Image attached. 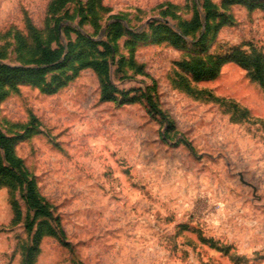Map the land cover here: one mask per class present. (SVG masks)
Listing matches in <instances>:
<instances>
[{
	"label": "rangeland",
	"instance_id": "obj_1",
	"mask_svg": "<svg viewBox=\"0 0 264 264\" xmlns=\"http://www.w3.org/2000/svg\"><path fill=\"white\" fill-rule=\"evenodd\" d=\"M210 1L0 0V63L37 66L79 37L114 49L115 100H101L102 76L75 72L83 48L0 97V129L30 131L14 153L51 214L34 231L42 220L55 231L34 264H264V86L226 59L235 48L264 58V0ZM197 17L178 45L150 28L181 32ZM208 56L224 58L213 77L181 66ZM24 195L0 184V264H25L32 245Z\"/></svg>",
	"mask_w": 264,
	"mask_h": 264
},
{
	"label": "trees",
	"instance_id": "obj_2",
	"mask_svg": "<svg viewBox=\"0 0 264 264\" xmlns=\"http://www.w3.org/2000/svg\"><path fill=\"white\" fill-rule=\"evenodd\" d=\"M205 5L213 6L210 0H204ZM228 3L243 4L248 10H251L260 4L255 0H225ZM206 15V21L212 13ZM201 26L198 17L194 18L190 22L184 23L185 30L176 32L171 29L167 24L151 23L152 34L157 36L160 41H168L172 45H178L183 42V36L188 31L195 30L197 26ZM115 30L112 39H116L122 36L120 32V24L114 23L112 26ZM124 33L130 36L143 37L144 32L135 33L131 30H126ZM205 36L203 35L199 39V43L203 45ZM75 48H83L82 53L77 57L76 63L73 62L75 72L82 69H91L97 75L102 76L105 80L101 87L100 98L102 101H112L116 99V95L119 94L118 90L107 82L109 76V62L108 58L112 56L114 49L111 45V41H90L83 37H79L76 44L69 42L67 44V51L64 53L63 49H44L41 54V60L37 66H20L9 65L0 63V97L7 94L4 90L5 86L15 88L18 83L32 82L40 84L43 82L45 76L52 72L54 69L60 68L67 64L71 50ZM224 60V58H216L208 56L204 60L198 57H189V59L183 61L182 68L190 72L193 76L198 78L213 77L218 72V60ZM227 60H231L241 68L246 69L249 75L255 82H258L260 86H264V58L259 54H248L238 49H233L232 52L226 57ZM56 89V88H55ZM55 89H49V92H53ZM124 99L133 102L137 98H128L126 94ZM30 131H25L24 134L16 136H8L0 129V184H25L24 200L28 209L33 211V220L30 223L28 230L29 233L34 231L35 222L38 219H44L50 217V211L47 205L39 198L35 189L34 180H30L23 172L21 160L15 156L13 145L19 139L30 136ZM10 183V184H9ZM37 229L31 235V244L27 254L25 256V264H34L36 254H38L39 244L46 234H55L53 228H51L46 220L40 221Z\"/></svg>",
	"mask_w": 264,
	"mask_h": 264
}]
</instances>
